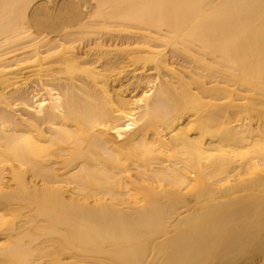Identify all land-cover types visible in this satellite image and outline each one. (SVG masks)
<instances>
[{"label": "bare ground", "instance_id": "obj_1", "mask_svg": "<svg viewBox=\"0 0 264 264\" xmlns=\"http://www.w3.org/2000/svg\"><path fill=\"white\" fill-rule=\"evenodd\" d=\"M0 264H264V0H0Z\"/></svg>", "mask_w": 264, "mask_h": 264}]
</instances>
